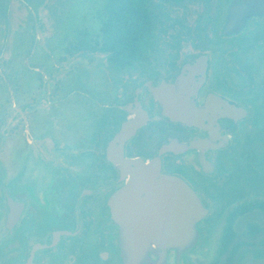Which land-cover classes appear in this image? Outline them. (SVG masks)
Segmentation results:
<instances>
[{
    "label": "flooded vegetation",
    "instance_id": "af4514ba",
    "mask_svg": "<svg viewBox=\"0 0 264 264\" xmlns=\"http://www.w3.org/2000/svg\"><path fill=\"white\" fill-rule=\"evenodd\" d=\"M229 2L192 1L175 31L156 35L152 23L145 50L122 70L128 78L110 68L104 52L72 45V35L56 52L57 32L39 31L37 19L35 29L18 35L17 100L7 94L0 104V264H122L109 200L127 177L106 150L124 123L139 118L123 154L157 161L161 173L194 190L208 210L199 238L213 214L224 224L234 207L264 197V14L225 33ZM200 56L204 64L196 62ZM177 77L200 82L196 105L214 98L213 124L200 128L163 115L152 90ZM228 105L235 111H223ZM173 258L170 250L167 264Z\"/></svg>",
    "mask_w": 264,
    "mask_h": 264
},
{
    "label": "water",
    "instance_id": "95a60500",
    "mask_svg": "<svg viewBox=\"0 0 264 264\" xmlns=\"http://www.w3.org/2000/svg\"><path fill=\"white\" fill-rule=\"evenodd\" d=\"M229 1L225 33L237 32L250 17L264 14V0ZM32 16L36 22L33 12ZM196 62L204 64L205 60L200 56ZM200 76L199 81H202L203 72ZM190 83L177 77L174 85L153 89L152 94L161 104L163 115L171 121L200 128L209 126L216 120L212 110L214 98L208 96L202 105H196L195 89L200 82L192 80ZM192 86L194 90L186 91ZM223 111L231 113L235 109L228 105ZM139 122L141 118L124 123L106 150L107 158L121 176L127 177L125 186L109 200L112 216L120 224L122 264H167L170 250L174 251L171 264H180L182 254L196 245L198 225L208 210L186 182L161 173L157 161L144 162L124 156L123 143ZM198 143L207 144L208 141H194L191 146ZM149 253L156 259L151 260Z\"/></svg>",
    "mask_w": 264,
    "mask_h": 264
},
{
    "label": "rangeland",
    "instance_id": "374dc122",
    "mask_svg": "<svg viewBox=\"0 0 264 264\" xmlns=\"http://www.w3.org/2000/svg\"><path fill=\"white\" fill-rule=\"evenodd\" d=\"M184 2L174 4L172 2H161L159 0L150 1V11L152 14L153 30L156 35H160L161 29H171L175 31L178 27L177 17L192 1H223V0H183ZM24 2L25 6L22 4ZM12 0L10 3L6 0H0V104L3 102V108L6 106L7 94L10 91L15 100H17V61L16 45L18 35L25 30L34 28L32 12L37 16L36 29L39 31L57 32L58 46L56 52H61L64 46L65 36H74L76 31L87 29L89 33L96 31L97 24L95 15L102 6L104 0ZM30 7V11L27 8ZM10 13L9 19L5 22V14ZM163 27V28H162ZM8 30V31H7ZM22 35V34H21ZM160 39V38H158ZM27 51V48H19V52ZM35 61L32 60V63ZM37 62V61H36ZM27 68H25V71ZM128 71H122L120 76L128 78ZM31 77V71L28 73ZM6 83L3 81V77ZM3 99L1 100V98ZM1 112V108H0ZM11 114V112H10ZM216 214V213H215ZM214 223L210 230L205 232L203 238H199L196 245L183 253L182 260L186 264H209L217 253L218 243L223 228V218L216 220L212 216ZM256 223L261 231L259 234L250 235L247 225ZM236 233L234 245L232 248L231 264H264V255L254 257L252 250L264 249V243L261 238L264 236V212L254 209L238 217L233 224ZM228 252L221 256L224 260ZM223 262V261H222Z\"/></svg>",
    "mask_w": 264,
    "mask_h": 264
},
{
    "label": "trees",
    "instance_id": "16d2710c",
    "mask_svg": "<svg viewBox=\"0 0 264 264\" xmlns=\"http://www.w3.org/2000/svg\"><path fill=\"white\" fill-rule=\"evenodd\" d=\"M150 1L104 0L95 15L96 31L91 34L85 29L87 34L74 35L70 43L76 48L98 49L106 54V61L110 68L116 71L127 70L139 59L147 45L152 28ZM159 1L179 2L183 0ZM246 209L248 211L259 209L264 212V197L249 198L246 207L239 205L229 211L223 224L216 256L210 264L232 263L231 251L236 238L234 218ZM247 228L250 235L259 234L261 231L256 223H249ZM261 240L264 243V236ZM225 252H228V255L223 262H220L219 256ZM252 254L256 258L261 257L264 255V249H253Z\"/></svg>",
    "mask_w": 264,
    "mask_h": 264
}]
</instances>
